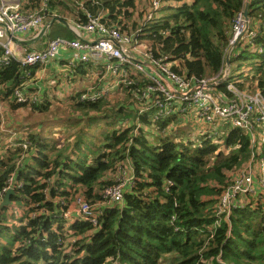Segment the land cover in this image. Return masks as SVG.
I'll list each match as a JSON object with an SVG mask.
<instances>
[{"label": "trees", "instance_id": "1", "mask_svg": "<svg viewBox=\"0 0 264 264\" xmlns=\"http://www.w3.org/2000/svg\"><path fill=\"white\" fill-rule=\"evenodd\" d=\"M71 1L81 10L82 23L87 12L104 11L103 20L118 25L121 16L131 18L136 7V0H85L84 12ZM246 5L252 28L259 33L254 44H238L231 62L238 63L236 71L244 77L238 81L241 88H254L253 83L264 93V0H167L161 11L172 13L150 23L144 38L156 56L166 57L181 74L212 77L224 65L233 19ZM61 26L66 38H75ZM2 53L0 49V57ZM244 64L249 68L245 72ZM24 80L19 63L12 61L0 71V83H9L3 95L10 97ZM219 89L226 91L225 83ZM107 104L103 98H77L74 105L83 116H97L106 112ZM131 104V110L121 107L114 112L120 116L118 127L97 139L85 135L87 126L94 124L90 117L80 124L72 147L63 144L57 149L59 140L30 132L29 162L17 165L23 155L19 144L0 154V191L15 173L21 186L14 189L10 204L21 199L27 203L13 226L7 222L10 204L0 205V264H220L218 256L227 264H264V200L249 195L246 206L233 210L229 223L215 213L228 173L252 157L250 134L226 123L216 140L203 135L176 141L153 134L151 140L143 129L164 131L173 118L154 123L151 111L142 114L136 134L138 109L132 96ZM31 106L42 112L49 108L44 103ZM126 158L131 160L134 184L125 190L122 202L103 207L98 226L64 219L76 192L93 203L103 201L105 188L113 183L108 175ZM72 236L75 241H69Z\"/></svg>", "mask_w": 264, "mask_h": 264}, {"label": "built area", "instance_id": "2", "mask_svg": "<svg viewBox=\"0 0 264 264\" xmlns=\"http://www.w3.org/2000/svg\"><path fill=\"white\" fill-rule=\"evenodd\" d=\"M74 1L86 12L85 0ZM166 3L167 0H150L136 27L132 23L121 22L116 25L104 21V11L98 14L87 12L86 22L72 24L71 30L75 38L70 39L49 35L51 18L58 16L51 10V0H39L36 9L24 7L23 0H0V49L3 52L0 71L16 61L23 71V77L29 79L32 77L33 67L47 64L61 49H70L73 58L82 62L97 63L106 57L111 60L106 65L107 71L115 76L116 85L121 84L128 90L138 109L136 134L141 126L139 116L150 111L149 119L154 123L176 115L182 120L198 118L205 125L201 134L214 140L223 133L220 128L226 123L249 133L252 147L250 163L234 171L232 180L219 195L215 207L216 215L229 223L233 210L246 206L249 195L264 194V93L259 89L241 88L238 79H232L230 62H227L235 55L236 47L241 41L254 44L259 32L252 28V21L245 16L243 8L233 19L221 71L212 77L187 76L176 71L173 63L166 57L156 56L151 45L144 43V29L158 17ZM32 31H40L48 36L46 46L29 53H17L10 33L15 36ZM83 32L91 37L83 38ZM248 69L245 66L242 71ZM222 83H225L226 91L219 89ZM26 88L22 83L14 89L15 102L27 105L38 103L37 92L28 93ZM102 94V91L85 92L80 100L96 101ZM128 123L125 120V125ZM22 136L19 145L23 150V158L27 155L31 142L26 134ZM259 144L260 151L256 149ZM21 164L22 159L17 162L18 166ZM117 173L116 183L106 187L103 193L104 200H109L108 202L103 200V203L91 204L82 192H76L71 200L73 206L62 214L64 219L69 223L76 220L88 221L98 226L103 207L122 202L125 190L134 184L135 175L129 158L118 165ZM167 184L172 185V182L168 181ZM19 186L21 183L16 181L13 173L8 185L0 191V205L7 191ZM32 216L35 215L32 213ZM217 260L220 264H227L220 256Z\"/></svg>", "mask_w": 264, "mask_h": 264}, {"label": "crops", "instance_id": "3", "mask_svg": "<svg viewBox=\"0 0 264 264\" xmlns=\"http://www.w3.org/2000/svg\"><path fill=\"white\" fill-rule=\"evenodd\" d=\"M58 2H62L60 5ZM51 10L54 14L61 16L66 20V23H62L60 21H52L51 19V26L49 30L50 37H66L63 35H56L52 36L54 32H61L63 31V25L67 28V30L71 31V26L75 22H79V10L76 5L73 4L71 0H51ZM148 4V5H147ZM23 5L26 8L29 9H36L39 5V0H23ZM149 6V3L146 2V0H136V7L135 9H132L131 12L132 20L135 19V21H131V18H126L125 16H121L123 23H134L139 20V17L142 16V11L146 10ZM146 7V8H145ZM157 17V19L160 17ZM258 32L259 29L257 28ZM41 31V30H40ZM39 32H28L25 34H15V38L13 39V47L17 53H29L33 50H41L46 46L47 38L48 36L46 34H42ZM74 34V32H72ZM75 35V34H74ZM83 38L85 37H91V35H88L87 32L82 33ZM144 43L149 44V40L147 38H144ZM111 60H107L106 57L102 58V61L93 63L92 61L89 62H82L78 59L73 58L72 51L70 49H61L58 53V55L50 60L45 65L35 66L32 68V77L29 79H26L22 82L24 85L27 86L26 91L28 93L37 92L39 96V102L37 104H47L49 108L43 112H47L50 110V108L53 106V103L60 104L62 100H64V103L69 105L71 102L74 103V98L79 99L82 94L85 92H99L102 91L104 94L97 99L96 101H99L100 99H105L106 101H114L118 102L121 106L125 109H133V105L131 104V96L128 92V90L123 87L121 84L115 83L116 78L115 76L108 72L106 69V65ZM236 62H231L230 60V71L232 72V79H238V81H243L244 77L242 75H239L240 73L236 71L237 67ZM248 65V64H247ZM228 66V65H227ZM233 76H235L233 78ZM9 83H0V142H3L2 138V132L7 130V127H4V121L6 120L5 112L8 111V106L10 109L13 110H19L26 106H20L15 107V104H18L15 102L14 95L11 94L10 97L3 95V92L5 88L8 86ZM21 86V84L19 85ZM16 88V87H15ZM14 88V89H15ZM249 88V87H246ZM251 89H259L256 86ZM260 90V89H259ZM79 95V96H78ZM11 98V99H10ZM94 102V101H92ZM67 105V106H68ZM42 112V111H41ZM94 113V112H91ZM115 114V113H114ZM173 118L171 125L164 129V131H157L158 136H166L170 135L173 136L176 141L180 140H187L191 139L193 136L196 138H200L203 135L199 136L197 134L193 135H187L186 133L179 131L177 133H174L173 130H175L177 127L182 125V118H180L178 115L171 117ZM194 118V117H191ZM70 119V118H67ZM66 119V120H67ZM66 120H62L61 123V129L68 128L71 124L66 122ZM125 120L130 121V119L126 118ZM124 120V121H125ZM64 121V122H63ZM189 121H192L194 123V130L197 131V133H201L202 129L205 127L203 125L202 121L198 118L191 119ZM60 122L58 124H55L54 127L59 126ZM41 129V127L38 128V131ZM157 130L154 128V131ZM6 134V132H5ZM14 135L17 136L16 139L7 142L10 143L8 147L5 149L3 148L2 151H0L1 155H6L8 152L9 147H17L19 142L22 140L23 136H20L19 132H14ZM154 134V133H153ZM156 135V134H155ZM41 137H43V134H41ZM52 140L54 139L53 136H50ZM44 138V137H43ZM46 139V138H45ZM49 140V141H52ZM70 142V141H69ZM74 141L72 144H69V146H73ZM256 149H261V145L259 144ZM28 154L25 155L22 159V164L25 162H29L30 159H28ZM250 161V160H249ZM247 162L244 164L241 168L247 166L250 162ZM118 175V173H110L108 175V178L111 176V179L113 178V175ZM72 203V204H71ZM70 203L69 208L73 206V202ZM72 223V222H70ZM109 264H118V262L110 261Z\"/></svg>", "mask_w": 264, "mask_h": 264}, {"label": "rangeland", "instance_id": "4", "mask_svg": "<svg viewBox=\"0 0 264 264\" xmlns=\"http://www.w3.org/2000/svg\"><path fill=\"white\" fill-rule=\"evenodd\" d=\"M146 2L149 3L150 0H146ZM171 3L175 5L177 4L176 2H173V1H171ZM141 13L143 15L144 11H142ZM169 13H172V10H164L160 12V14L162 15H168ZM141 18L142 16L139 17V20ZM131 21H135V19L132 20L131 18ZM132 25H133V22H132ZM56 35L66 36V33L64 31H61V32H54L52 34V36H56ZM246 65L247 64H244L243 68ZM250 85L252 87H255V84L253 83ZM76 101H77L76 98H74V103L71 102L69 105L67 104L68 106L64 103V100H62L60 104L53 103V106L47 112H41L39 110H35L33 109L31 105L26 106L22 109L13 110V111L8 106V111L5 112L7 121H4L5 123L4 127L6 126L7 130L2 132L1 136H3L2 138L3 142H0V151H2L3 148L5 149L6 147H8L10 143H7V142H10L17 138V136L13 134L14 132L16 133L19 132L20 136H22V134L29 135L30 132H35L38 134H43V137L46 138L47 140H52L50 136H53L54 139H57L60 142L57 149H61L63 148V144H66L67 146H69V144H72L73 141L76 140L78 136L77 131L82 127L80 124L83 121H86L88 123V120L90 119V117L94 118L92 122L94 124H92L91 126L88 125L86 128L85 135L88 139L92 137L97 139L100 137L101 132L106 131V130L108 132L110 131L112 132L118 127L120 123V116L117 117V114H114V112H116L118 110V107H120L121 105L117 101L116 102L107 101L108 104L105 107L106 112L103 111L100 113V115H97V116H90V115L83 116V112L79 110L78 107L76 108V106L74 105ZM107 115H110V116L106 117ZM67 118H70V119H67ZM63 119L64 120L67 119L66 122L71 123V125L68 128L61 129V125H62L61 121ZM107 120L111 122H107ZM58 122L61 123L60 127L59 126L54 127L55 124H58ZM75 123H77V125H75ZM39 127H41V129L38 131ZM143 131L146 134H148L149 136L148 138H150L151 140L153 139V136L151 134L154 133L153 135L156 134L158 136V132L157 130L154 131L153 126H151L150 129L144 128ZM179 131H182L186 133L187 135H193V134H197L199 136L202 135L201 133H197V131L194 130V123L187 119H185L182 122L181 126L173 130L174 133H177ZM191 139L193 140L197 138L193 136ZM258 151H260V149H258ZM63 158L66 159L65 155ZM234 171L228 173V177H229L227 180L228 183L230 182V180H232ZM116 177H117V174L115 176L113 175L112 179L110 176L108 180L113 182L112 184H114L116 183ZM253 197H256L257 198L256 200H259L260 202H263L264 200V197H259V198L257 196H253ZM108 201L109 200H104L103 202H108ZM89 202L91 204H95V203H92L93 202L92 200L91 201L89 200ZM26 206H27V203L25 199L15 201L12 204H10V206L7 208L9 210L7 213V216H8L7 222L11 223L13 226L14 222L17 221L21 217L23 211L26 210L27 208ZM4 220H5V217H4ZM75 237L72 236V237H69L68 239L73 240L75 239Z\"/></svg>", "mask_w": 264, "mask_h": 264}, {"label": "water", "instance_id": "5", "mask_svg": "<svg viewBox=\"0 0 264 264\" xmlns=\"http://www.w3.org/2000/svg\"><path fill=\"white\" fill-rule=\"evenodd\" d=\"M244 14L246 17H248V5H246L245 10H244ZM52 21H60L62 23H66V20L64 18H62L61 16H55L53 18H51ZM10 35L12 36L13 39H16L14 35H12L10 33ZM227 62H230V59L227 60ZM15 194V190L14 189H9L6 194L4 195V199L1 203V206H7L11 203V196Z\"/></svg>", "mask_w": 264, "mask_h": 264}]
</instances>
